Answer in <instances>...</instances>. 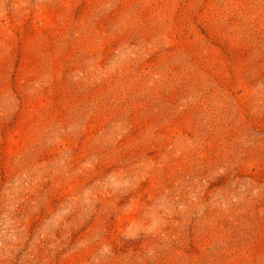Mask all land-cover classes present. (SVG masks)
Masks as SVG:
<instances>
[{
    "label": "rangeland",
    "instance_id": "1",
    "mask_svg": "<svg viewBox=\"0 0 264 264\" xmlns=\"http://www.w3.org/2000/svg\"><path fill=\"white\" fill-rule=\"evenodd\" d=\"M0 264H264V0H0Z\"/></svg>",
    "mask_w": 264,
    "mask_h": 264
}]
</instances>
